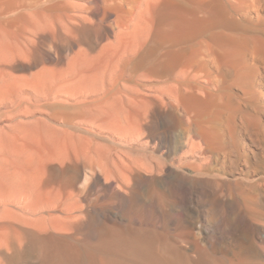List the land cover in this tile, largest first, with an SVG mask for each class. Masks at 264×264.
Returning a JSON list of instances; mask_svg holds the SVG:
<instances>
[{"label": "rangeland", "instance_id": "obj_1", "mask_svg": "<svg viewBox=\"0 0 264 264\" xmlns=\"http://www.w3.org/2000/svg\"><path fill=\"white\" fill-rule=\"evenodd\" d=\"M142 1L143 0H139V3L133 4L136 9H134L132 5L125 8L127 11L124 9L126 14H124L125 17L123 16L124 22L134 21L135 14ZM224 1L228 5L236 3L235 5L238 4L243 7V10H248L252 15L254 14L251 23L245 25H247L250 30L254 29V31L256 30L257 32L261 31L260 33H264V0ZM67 2V5L70 7L74 8L79 6L74 0H67ZM242 2L247 3L243 5ZM11 3L13 4L11 5ZM11 3H9V5L7 3H0V70L4 68V70L1 71L5 74L4 75L0 71L2 73H0V75H3L7 79L4 84L5 88L2 89L3 93L2 91L0 92L2 93L0 94V243L4 241L2 247L0 244V257L3 258L0 264H10L9 260L15 259L16 256H19V258L13 264H45L44 256L39 249H28V242L26 240H24L23 243L19 242L20 240L18 239L20 235H18V232H22L24 228L26 231L33 232L35 237H38V240L41 235V240L47 239L52 243H62L69 245V247L71 246V248H81L82 250L112 249V251H114L117 247L114 244L113 247H111L112 244L104 242L103 237L108 240L121 235L125 237L126 240H130L135 235L144 237L146 233L145 235H147V237L150 235L152 238L155 237L153 240L154 242H152L155 245L154 249V245L152 244L150 246V251L144 252L151 260V264L157 262H159V264H162L161 262H164L163 264H209L211 260V242L215 241L218 242V257L220 259V264H222L226 262V259L231 258L233 250L235 249L236 240L240 238L248 243L255 231L251 225L237 217L232 200L238 180L240 182L242 179L246 180L250 178L253 181L256 179L259 181L260 178H264V95H262L263 101L261 96L253 101H248L242 93L240 94L241 97L239 96V102L244 108L253 111L256 109V113L260 112L258 114L260 116L262 115V120L259 126L249 130L241 125L242 123L240 121L242 120H240L241 118L239 116L235 124V132L237 135H240L239 137L237 136L238 139H236V141H240L239 143L236 142V144L235 141L228 140V143L225 142V147H214L208 150L205 144L203 145L199 138H196V142L200 146L198 149L199 152H197L200 161L197 160L195 166L196 168L198 167V170L201 169L205 175L196 179L190 178L193 174L194 166L189 165L188 167H181L176 164L175 159L177 155L170 148L171 140L182 134L180 128L173 129L171 124L174 123L176 117H181L183 114L180 113V115H175L169 107L170 109H166L167 116H165V121H163L158 115L155 117L152 115V109L150 107L146 110L141 108L140 111V106L135 105L133 106L135 110H132V113H134V111L135 113L136 111L139 113V110L140 115L141 113H146L151 116L149 115L144 119L146 115H143L141 119L140 117L142 115L140 116L134 113V115L132 114L131 116H134L136 119V115H138L142 121L136 119L135 121L138 122H133L134 120L132 117L133 123L128 122V124L126 122L123 124L125 120L120 123V116L124 115V113L121 114L123 105L120 104L122 107L119 106L117 103H121L119 100H114L118 105L116 103V105L113 104L114 101L109 103V106H107L108 104L105 105L107 107L99 105L103 101L104 96H107L109 87L111 86L110 84H114L113 77H111L112 75L107 76L112 79L108 82V85L107 81L109 78L106 79L104 74H102L103 76L97 75L98 71L100 74L102 73L100 70L95 73L96 67L98 66V69L100 68L99 64H94L92 71L98 77L102 76V78L96 77L91 71L94 75V79L90 77V81V78L86 77L89 78L88 80L86 79L88 82L84 81L81 85L82 88L76 86L72 87L74 94L72 91H65V86L59 85L58 81L54 80V76L52 75L51 78H53V80L50 79V75V80L44 78L46 81L44 80V85H42V88L45 86L43 89H40L41 86L40 88L36 87V89H34L31 82V85H29V82L26 84L24 80H22V82L10 80L9 76L21 79L30 78L36 70L44 66H49L48 68H53L61 72L68 68V64L73 58L72 55H75L79 51V46L73 44V42L78 41V39L75 40L76 38L67 33V35L65 34V36L61 38L62 36L59 34L57 27L53 25L52 22H49L50 19L46 22V17H38L35 14L34 9L31 8L35 4L34 0H16ZM82 3L83 1L80 5H82ZM154 5L157 6L156 4H153V6ZM155 6L154 8L150 7L148 10L154 13L151 14L149 12L150 17L147 16V19H149L148 23H153V16L156 11L155 8L157 9ZM60 8L61 7L58 9ZM252 8L253 10L256 9L253 11ZM132 9H134L133 12ZM153 9L155 11H153ZM63 10L64 9L58 13H65L66 10ZM93 12L99 15L98 17L100 19L103 18V10L94 9ZM255 13L258 15L257 17ZM151 15H153V19ZM232 17L238 20L243 19L242 14H237L235 12H233ZM151 19L152 21H150ZM112 20H115V17L112 18ZM58 21H60V19ZM41 24L47 25L46 35H48L39 46L33 32ZM152 28L153 27H151V29ZM151 29L149 27V30ZM113 37L114 34L102 40L100 47L104 46L103 44L110 43L111 41L113 42ZM207 39L208 38L203 37L201 41L207 42ZM42 55H46L44 62L41 64L42 67H36V63L40 60ZM83 80H85V78ZM48 81H51V83ZM85 85L86 87L93 86L89 87L91 92L88 88L89 91H83ZM132 85L135 87V83L129 82L128 86L132 87ZM261 86L264 88L263 82ZM61 87L64 89V92ZM58 88L60 91L58 90V93H56ZM73 88H75V90ZM97 99H99V101ZM125 108H130V106L124 107V109ZM130 109H133L132 106ZM147 110H149L150 113H147ZM127 111L128 110H126L125 113H127ZM119 112L120 116L116 115ZM53 114L66 116L72 119L74 117V120L76 119L75 122L77 123L78 129L73 130L75 138H70L63 133V130L68 128L62 126L60 122L52 120ZM116 116L120 118L116 120ZM122 117L124 118V116ZM123 118L121 120H123ZM117 121H119V123ZM124 125L126 127H124ZM79 135H89V139H93L92 141L95 145L93 147L98 146L99 152L103 155V157H101L104 159V170H111L114 177L108 176V173L106 174V172L100 171L97 167L96 169L93 167L95 166L94 164L91 166V163H88L85 168L78 165V159L81 156V150L83 149L82 145L84 144V142L80 141ZM151 138L155 140L152 141L150 140ZM76 151L79 157L75 155L77 154ZM79 152L81 153L79 154ZM202 154L203 156L201 158ZM42 155L43 159L45 158L46 161H48L46 158L49 159V156L52 155L53 160L51 161L52 158H50V162H46L45 160L44 162L42 161L43 164H41L44 166L41 168V165H37L35 162L43 160L41 158ZM255 155L256 157H254ZM54 157L55 159H59L56 161ZM64 158H68L67 161ZM33 159L36 160L33 161ZM21 160L22 163L24 162L23 160L30 161L35 168L33 166H31V168L28 167L27 165H29V162L21 164ZM254 161L256 163H254ZM13 162L23 166L20 167ZM129 162H131L130 164L141 163L140 165H160L161 171L159 174H152L142 169H136L132 174L129 173L130 178L128 177L127 179L129 182L126 180L124 181L123 177H121L123 176L122 173H120L121 170L118 168L122 164H129ZM90 167H93V170H91ZM183 172H185L186 175L185 173L183 174ZM247 174L252 175L249 177ZM32 176L33 178H31ZM28 177L33 180L32 183H35L33 187L37 189V192L36 189H33L32 195L33 193L35 195L32 196V199H25V196L24 198L22 196L20 201L16 203L12 201L9 202L10 204L7 203L9 199H7V201L4 197L8 195L12 196L13 194L11 198H16L14 195L22 192L24 186L21 187V183L24 185L23 181H27ZM18 178H23L24 180L18 181ZM240 186H242V184H240ZM250 186L254 187V190L259 192L260 188L258 185L250 184ZM45 189H48V192L52 193H63L62 197L60 194V197L63 199L58 196L59 206L56 205V209L33 213L31 209H35L37 204L40 205L48 199L47 195L41 193L42 191L47 193ZM52 189L53 191L55 189L57 190L53 192L51 191ZM159 189L162 192L158 196L156 190ZM69 190L70 192H67ZM171 191H173L174 194H172ZM71 192L73 195L70 194ZM230 196H232V198ZM63 202L68 205L69 203L71 204L70 210L72 207H75V204L72 205V203H77L76 205L78 208L82 206V208L80 207L81 209L77 208V210L76 207L72 208L74 210H71V216H69L72 218L71 220H74L76 217V220L72 222L71 220L68 221L77 225L80 224L82 220L84 223L79 228L68 223L66 228H68L69 225L71 227H69V230L61 229L65 223L62 226L60 223H62L66 215L64 214L63 205L65 204ZM258 203L262 204L263 201L259 200ZM28 217L32 218V220L40 218H42V220L34 223L35 221H32L30 218L28 219ZM28 220H31V222L29 221L28 223ZM57 222L60 227L55 226ZM218 224L220 227L216 235L214 230H216L215 228ZM259 232L260 236H263L262 231L260 230ZM128 242L127 244H129ZM165 247L174 251L175 256H178L175 257L176 260L171 259V257L166 254ZM179 248L182 249L179 250ZM110 254L111 252L107 255ZM126 259L132 258L127 257ZM126 259L123 261H126ZM136 263L145 264L139 258L136 260ZM81 264H85V262L83 261Z\"/></svg>", "mask_w": 264, "mask_h": 264}, {"label": "bare ground", "instance_id": "obj_2", "mask_svg": "<svg viewBox=\"0 0 264 264\" xmlns=\"http://www.w3.org/2000/svg\"><path fill=\"white\" fill-rule=\"evenodd\" d=\"M13 1L16 0H0V3H7L9 5V3ZM34 1L35 4L31 8L34 9L35 14L38 17H46V22L48 19H50L49 22H52V24L57 27L59 34L62 36H60L61 38H63L67 33L68 35L76 38L75 40L78 39V41L74 40L75 42H73V44L79 46V51L75 55H72L73 58L70 60L68 68L61 72H58L53 68L52 70L51 68H48L49 66L42 67L41 64L44 62L46 56L42 55L40 60H38L36 63V67L41 66L42 68L36 70V72L33 73L30 78L21 79L9 76V79L13 80L14 82H22V80H24L26 84L29 82L28 84L31 85L32 83L34 89H36V87L40 88V86V89H43L45 86L42 88V85H44L43 83L46 81V79L53 80V78H51L52 75L54 76V80L58 81L59 85L61 84L65 86H63L65 91H72L74 94L72 87L76 86L78 88H82L81 85L84 81H87L90 77L94 79L92 67L94 64H99L100 68L98 69V66L96 65L97 67L95 73L100 70L102 73L100 74L98 71L97 75L104 74L106 79L109 78L108 81L105 79L107 83L112 79L114 81V84H110L111 86L109 87L107 96H104V98L102 97L103 101L99 105L105 106L108 104L107 106H109V103L112 101L119 100L121 103H117L119 106L123 105V107L121 106L123 108L121 114L124 113V115H122L124 118L119 115V112L116 115H119L121 118L116 116L115 119L118 120L120 118V123H122L124 120L125 122H123V124L126 122H138L142 119L143 115H146L144 116V119H146L150 114L141 113V116V108L146 110L150 107L152 109V115H154V117L158 115L163 121H165V116H167L166 109L169 107L172 109V113H175V115H180V113L183 114L181 117H176L175 121L173 120L174 123L171 122V127L173 129L180 128L182 134L171 140L170 148L177 155V158H174L176 160V164L180 165L181 167H188L189 165L194 166L192 172L193 174L191 175L188 173L191 175L190 178L196 179L205 175L201 169L198 170V167L196 168L195 166V164H197L196 161L199 160L197 152H199L198 149L200 148L199 144L196 142V138H199V140L203 143V145L205 144L207 147L206 149L208 150L214 147H223L225 142L228 143V140L233 142L235 141V143L238 142L236 139H238L237 136L239 137L240 135H237L235 132V124L239 116L241 118L240 120H242L240 121L242 124H240L246 129L252 130L261 124L262 115L260 116L258 114L260 112L257 111L258 113H256V109L254 112L253 110L244 108V106L239 102V96L242 93L248 101H253L259 96L262 98V95H264V88L261 86L262 82L264 84V33H260L261 31H254V29L250 30V28L245 25L247 23H251L253 20L252 16L254 14L252 15L250 12H248V10H243L244 8L238 4L235 5L236 3H231L228 5L224 0H143L137 9L135 14L136 18L134 17V21L124 22L123 16L125 17L126 15L124 9L129 5H132L134 8L133 4L139 3V0H74L77 2V4H79V6L74 8L67 5V3H69L67 0ZM82 1L83 3L80 5ZM244 3L246 4L247 2H242L243 5ZM12 4L13 3H11V5ZM153 4L157 5H154L157 7V9L155 8L156 11L153 9V11H155V15H151V18L153 16L154 20L153 23L149 22V25V19H147V16L150 17V13H154L148 10L153 6ZM154 6L152 8H154ZM59 7L61 8L58 9ZM62 9L66 10V12L58 13L59 11H62ZM94 9H101V11L103 10V18L100 19L98 17L99 15L93 12ZM134 9H132V12ZM125 11L127 10L125 9ZM233 12L242 14L243 19L238 20L232 17ZM257 16L258 15L256 14V17ZM114 17L115 20H112ZM59 19L60 21H58ZM152 19L150 21H152ZM46 27V24H41L33 32L39 46L47 38L48 34L46 35ZM149 27L150 29L151 27L153 28L149 30ZM112 34H114L113 42L111 41L110 43L106 44L102 43L104 46L100 47L101 41L106 37L108 38V36ZM203 37L208 38L207 42L201 41ZM91 71L93 73H91ZM97 75L95 74L96 77H98ZM108 75H112L111 77L113 78L110 79V77H107ZM102 76H99L98 78H102ZM84 78L85 80H83ZM6 80L7 79L3 75H0V92L2 91V93V89L5 88L4 84ZM51 81L48 82L51 83ZM129 82H133V84L135 83V87H133V85L132 87H129ZM91 86L86 87L85 85V87H83V91L85 92ZM73 89L75 90V88ZM58 90L59 88L57 89L56 93H58ZM97 100L99 101V99ZM115 101L113 104L116 103ZM135 105L140 106V108L138 107L140 110H138L139 113H137V111L135 113L134 111L135 114H139L141 116L140 119L138 115H136V119H139L138 121H135V117L131 116L132 114L134 115L132 110H135V107H133ZM128 106H130V108L132 106L133 109H124V107ZM126 110H128L127 113H125ZM128 113L130 114L126 115ZM147 113H150L149 110H147ZM132 117L134 121L131 119ZM52 118V120L60 122L62 126L68 128L63 130L65 135L69 136L70 138H75L73 135V130H77L78 126L75 122L76 119L74 120V117L72 119L67 118L66 116H58L57 114H53ZM122 118L123 120H121ZM117 122L119 123V121ZM125 125L124 127L127 126ZM88 136L89 135L78 136L80 141L84 142V146L82 145L83 149L81 150L82 153L79 152V154L81 153V156L78 159V165L85 168L88 163H91V166L94 164L95 166L93 167H97L100 171L106 172V174L108 173V176L114 177V174H112L113 172L111 173V170H104L105 165L103 162L104 159L102 158L103 155H101V152H99L98 146L93 147L95 146L94 142L92 141L93 139H89L90 136ZM150 140L154 141L155 139L151 138ZM200 145L202 146L201 143ZM75 155L78 156V153ZM256 155L254 157H256ZM202 156L203 154L201 155V158ZM49 157L52 158V155ZM41 158L43 159V155ZM50 158H46L48 161H46L44 158L43 160L35 163L37 165H41L42 168V166H44L42 165V161L44 162L45 160L46 162H50ZM57 159L59 158L55 159L54 157V160L57 161ZM67 159L68 158L65 160L67 161ZM35 160L33 159V161ZM52 160L53 158L51 161ZM23 161L29 162V165L31 164L30 166L26 164L28 167L31 168V166H33L30 161ZM20 162L21 164L24 163H22V160ZM13 163L16 164V162ZM130 163L131 162H129V164H122L118 168L121 170V172H119L122 173L123 176L121 177H123L124 181H128L127 179L129 177V173L132 174V172H134L136 169H142L152 174H159L161 171L160 165L147 163V165H140L141 163ZM254 163L256 162L254 161ZM114 164L116 165L115 161ZM16 165L20 166V164ZM93 167H90V169L93 170ZM184 173L185 172H183V174ZM31 178H33V176ZM31 178L28 177L27 181H25L23 178H18V181L24 180V185L23 183L19 182L21 183V187L24 186L23 190L21 193H18L19 196L17 193V196L16 194L14 195L16 198H11L13 194L12 196L8 195L10 196L9 198H7L8 196L4 197L6 200L9 199V201L7 200V203L11 201L16 203L20 201L22 196L23 198L25 196V199H32V196L35 195L34 193L32 195V191L33 189L35 190L36 187H33V185L35 186V183H32L33 180H31ZM237 182L238 183L235 191L234 189V192L232 191V203L234 205L235 213L240 220L251 225L255 233L248 243L244 242L240 238L239 240H236L235 249L233 250V254L231 253V258L226 259V262H223L222 264H264V178H260L259 181H257V179L253 181L250 178H247L246 180L242 179L240 182L239 180ZM240 184H242V186H240ZM250 184L258 185L260 188L259 192L255 191L254 187H251ZM55 190L53 191L52 189L51 191L55 192ZM45 191L47 193L43 191L41 193L47 195L48 199H46V201L42 202L40 205L37 204L35 209H31L33 213L52 210L56 207V205H58V196L60 197L61 193L48 192V189H45ZM67 192H70V190ZM161 192L162 191H160V189L156 190L158 196ZM171 193L174 194L173 191H171ZM70 194H72V192ZM230 197L232 198V196ZM259 200H262L263 203H258ZM63 203L65 204L63 205L64 214L67 216H64V219L63 221L61 220L62 223H60V225L62 226L65 223L66 226H62L63 228L61 227V229L69 230L71 227L69 225L68 228L66 227L67 224L70 223L68 221L72 219L70 217L71 210H74L72 208L75 207L77 210L78 207L76 205L77 203H72V205L75 204V207H72L70 210L69 208L71 207V204L69 202V205L65 202ZM80 207L82 208V206ZM29 218L30 217H28V219ZM30 219L32 220V218ZM31 220H28L27 222L29 223ZM40 220H42V218L37 220L33 219L32 221H35L34 223H36ZM74 220H76V217ZM74 220H71V222ZM81 222L77 225L70 223V225L72 224L75 227L77 226L76 228H79L84 223L82 222L81 224ZM219 224L217 227L215 226L216 230H214V233L216 232V235L219 232ZM60 225L58 222L55 224V226L58 227H60ZM24 229L22 232L19 231V234L17 233L20 235V237L18 236V240H20L19 242L23 243V241L26 240L28 242V249H39L44 256L45 264H81L83 261L85 264H135L138 258L141 259L145 264H151V260L147 255H145L144 252L150 251V246L153 244L152 242H154L153 240L155 237L152 238L150 237L151 235L147 237V235H145L146 233L144 234V237L135 235L130 240H126V238L121 235H117L118 237L112 236L114 238L106 240L102 235L104 242L111 243V247H113V244L117 247L115 250L114 247V251H112V249L82 250L81 248H71V246L69 247V245L62 243L56 244L48 241L47 239L41 240V235L39 237L40 239L38 240V237L36 238L33 232L31 233L30 231H26ZM260 230L262 231L263 236H260ZM3 242L0 243L1 247ZM127 242L129 244H127ZM211 243V260L209 264H220V259L218 257V242L215 241ZM154 247L155 245L153 246V249ZM180 249L182 248H179V250ZM165 250L166 254L170 256L171 259L176 260L175 257L177 255L175 256L174 251L168 247H165ZM109 252H111V254L107 255ZM127 257H131L132 259H126ZM18 258L19 256H16L15 259H10V264L15 263ZM124 259H126L127 262L123 261ZM2 261L3 258L0 257V263ZM161 263L163 264L164 262ZM154 264H159V262Z\"/></svg>", "mask_w": 264, "mask_h": 264}]
</instances>
